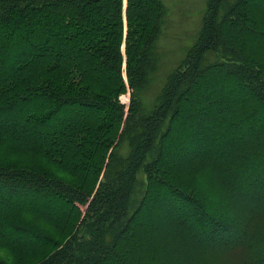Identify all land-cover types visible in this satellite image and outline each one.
<instances>
[{
	"label": "trees",
	"instance_id": "trees-1",
	"mask_svg": "<svg viewBox=\"0 0 264 264\" xmlns=\"http://www.w3.org/2000/svg\"><path fill=\"white\" fill-rule=\"evenodd\" d=\"M256 1L206 0L146 105L163 0H0V248L11 264H192L201 241L178 236L222 245L217 229L264 264V75L242 47L252 29L264 38L245 10ZM202 167L239 202L236 221L193 185Z\"/></svg>",
	"mask_w": 264,
	"mask_h": 264
},
{
	"label": "rangeland",
	"instance_id": "rangeland-1",
	"mask_svg": "<svg viewBox=\"0 0 264 264\" xmlns=\"http://www.w3.org/2000/svg\"><path fill=\"white\" fill-rule=\"evenodd\" d=\"M167 12L164 17V23L162 26L161 33L159 35V38L157 40L156 44V54L158 58L157 68L155 72L152 74V80L146 89V92L144 93V100L146 105H150L153 101V98L158 91L160 85L163 83L167 75L174 69L176 66H178L181 59H183L186 49L190 44L195 40L196 35L200 29L201 26V17L205 10V4L206 0H163ZM259 4H252L249 2L247 9L248 10V17L253 18V22H257L259 26L257 27H264V6L263 2L264 0H257L254 3ZM125 5V3H124ZM251 34L253 36H250L249 39H245V46H242L243 48L247 49L248 54L253 56L257 62L262 66V73L264 75V38H262V33H260V29H252L250 30ZM250 34V35H251ZM260 35V37H259ZM251 41V42H250ZM213 58V57H211ZM217 73H213L211 75L216 76ZM222 81V80H218ZM217 81V82H218ZM225 85L231 84V82L224 81ZM215 83H213L214 85ZM204 90H207V87H201L200 91L204 92ZM123 102H126L128 100V96L124 95L121 97ZM258 116H254L252 119L245 118L243 119L242 124L243 125H252L253 123L257 122L259 119ZM252 121V122H251ZM257 124H263V122L260 120ZM264 127V126H263ZM262 127V128H263ZM219 128V127H218ZM216 129V128H215ZM220 129V128H219ZM216 129V130H219ZM189 128H186L185 125L180 126L178 130V135L180 136L181 140L184 144L187 140H191L192 133L188 131ZM249 130L246 129V132ZM222 131V130H219ZM244 132V129L242 130ZM190 135V137H188ZM245 135V134H244ZM222 137H225L226 139H233L234 136L230 138L225 131H222ZM259 137L264 141V128L261 129V133ZM253 143V142H251ZM245 144L239 145L240 147H243ZM254 145V143L252 144ZM229 146L227 142H222L220 145H218L214 150L213 153L216 154L219 152L223 147ZM258 147V145L256 146ZM264 149V145L262 143L261 146H259L258 150L260 151V154L262 153L261 150ZM254 164L251 166H258L262 163V158L259 157H253ZM249 165V161L242 160L240 161L239 167H245ZM186 168L190 169L188 165L185 166ZM171 172L176 175L174 166L172 164L171 166ZM194 186L198 189H202L204 194H207L209 196H212L218 200V203L223 211H225L230 218H232L234 215L237 216L240 213V210L242 209L239 205V202L235 200V197L232 198V202L230 200L229 203H226V199L222 198V191L221 188L218 185L217 180L213 178L211 175V171L206 169L205 167H202L201 171L197 174H194ZM142 176V175H141ZM235 176L236 180L238 182H242L246 179V176L244 177V174H240ZM246 189L244 195L249 197L250 195V189H247L246 185L244 187ZM156 192L161 196V199L165 196L166 192L162 188H158ZM224 201V202H223ZM234 204V206H233ZM159 221L154 223H160L161 219L160 217ZM234 218V217H233ZM235 220V218H234ZM236 221V220H235ZM236 224V222H235ZM158 227V226H157ZM204 230H206L204 228ZM145 234L147 233V228H143L142 230ZM209 230L205 232L204 238L206 239L207 236L206 233ZM190 233H193L191 231H187ZM231 234L237 233L236 226L231 227ZM219 236L220 240H224V244L217 245L218 242L214 241L215 243H212L213 246H206L207 242H204L202 238L192 239L190 236V239H188V235L186 232L183 233V235H179L178 239L181 240L185 246H187V242L190 240L195 241H201L197 246H191L194 248H199L198 255H197V262L192 264H199L201 260L204 261L205 264H247L246 260L251 257L252 250L251 248L244 246H235V245H228L225 240L228 239V230L227 232H220L218 229L216 230V233ZM222 235V236H220ZM134 247L136 251L142 252V246L138 243L134 244ZM194 251V250H193ZM195 252V251H194ZM0 258L3 260H6L11 264V257L7 254V252L4 249L0 248ZM136 262L135 264H143L142 261L138 260L136 255Z\"/></svg>",
	"mask_w": 264,
	"mask_h": 264
}]
</instances>
